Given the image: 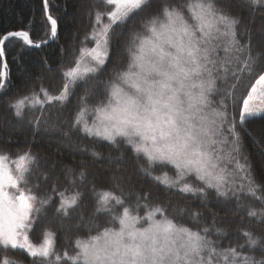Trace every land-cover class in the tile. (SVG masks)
I'll use <instances>...</instances> for the list:
<instances>
[{"label": "snow or ice", "instance_id": "snow-or-ice-1", "mask_svg": "<svg viewBox=\"0 0 264 264\" xmlns=\"http://www.w3.org/2000/svg\"><path fill=\"white\" fill-rule=\"evenodd\" d=\"M154 2L97 0L91 31L81 41L90 39L94 46L80 47L74 66L61 70V89L51 93L41 85L8 107L17 120H23L26 109L39 111L40 116L29 123L34 132L42 127L47 132L50 114L59 121L69 97L82 89L74 114L61 121L62 126L96 142H108L120 150L116 161L125 158L122 147L130 150L137 170L165 189L191 194L205 206L210 198L223 207L234 203L237 212L246 209L247 217L264 224V183L253 174L240 131H247L252 119L264 118V74L245 97L236 91L257 69L264 73V54H253L251 29L241 26V18L232 14L225 0L180 4L164 0L158 10L152 9ZM100 5L109 10H99ZM242 6L264 8V0H242ZM43 10L50 25L44 39H32L27 30L0 34V91L9 82L6 42L19 40L39 49L57 38L58 20L50 14L49 0H43ZM140 13L145 14L141 30L131 32L122 43L124 26ZM243 37L248 42H242ZM122 51L126 64L100 79L110 54L118 57ZM61 136L60 143H71L67 131ZM86 151L94 158L101 156L95 148ZM41 167L31 148L14 158L0 153V250L20 251L31 264H264L241 251L245 246L264 249V237L251 231L238 229L244 243L221 247L209 235H227V230L215 227V216L210 229L201 213L172 209L197 226L193 228L170 218L166 206L152 203L150 194L134 185L126 199L111 188H97L85 168L61 166L66 181L61 187L56 183L60 177ZM167 167L174 169V176L168 171L157 174L158 168ZM51 168L54 171L56 165ZM41 181L53 182L48 188ZM114 188L123 193L120 181H114ZM86 195L95 201V208L87 220L79 216L88 234L69 241L71 252H58L55 233L48 230L42 242L30 239L33 226L48 219L49 210L52 219L63 224ZM242 197L257 200L262 207L246 205ZM133 198L135 203L130 204ZM80 227L76 225L77 230ZM0 264L22 261L4 256Z\"/></svg>", "mask_w": 264, "mask_h": 264}, {"label": "trees", "instance_id": "trees-1", "mask_svg": "<svg viewBox=\"0 0 264 264\" xmlns=\"http://www.w3.org/2000/svg\"><path fill=\"white\" fill-rule=\"evenodd\" d=\"M164 0H155L152 4L153 10H158ZM169 3L180 4L183 0H167ZM97 0H49V10L51 15L58 20V36L51 42L41 46L39 49L23 45L19 40L6 42V60L8 63L9 82L7 87L0 94V153H8L16 156L18 152H23L31 148L32 152L41 161V170L50 175L58 176L56 181L61 187L66 185L62 175L61 166H67L79 171L82 167L89 173L88 180L95 183L97 188L113 189L117 195L123 194L127 199L130 186L141 193L148 192L152 203H160L168 208L170 218H175L178 223L192 225L187 217L181 218L172 211L173 208H185L188 211L199 212L204 218V222L211 229L213 228V216H215V227L227 230V235L217 237L210 233V238L218 240L221 247L235 246L243 244L244 238L238 229H245L253 232L257 236L264 237V224L255 218L246 215V209L237 212L235 204L228 207L218 205L213 198L209 199L205 206L198 198L191 194H182L175 189H165L158 182L152 181L149 177L142 175L137 170V161L130 150L124 151V160L116 161L114 158L120 155V150L113 148L106 141L96 142L90 138L82 136L78 132L72 131L66 126H62L61 121L70 119L74 110L78 106L79 97L83 95L82 89H77L75 94L69 97L63 115L58 121L55 115L49 117L47 127L49 131H35L30 120L40 116L39 111L29 112L25 110L23 120H17L13 116L8 105L32 91H39L42 85L51 93L58 92L63 84L60 75L61 70L74 66L75 59L79 56V48L82 46L92 47L94 43L89 39L84 44V36L91 31L94 21V13L97 10L93 7ZM231 7L233 15L241 18L242 27L251 29V47L253 54H264V33L260 32L264 26V8L252 9L242 6V0H225V6ZM99 10H109L103 5ZM91 14V15H90ZM144 13L134 16L124 26L125 34L121 37V42L126 43L129 34L141 30V17ZM50 28L43 10V0H0V34L8 31L27 30L30 31L34 40L45 38V32ZM242 42H248L247 37L242 38ZM75 49L76 51H73ZM47 59V64H45ZM127 56L122 51L118 57L110 54V59L106 63L105 70L100 74V79H107L109 72L121 65L126 64ZM49 65L51 71H49ZM259 74H263L257 69V74L252 77H245L241 84L237 85V94L241 98L247 95L251 85L258 79ZM53 125L55 129L53 130ZM247 131L240 130L244 140V152L252 165L253 174L258 182L264 183V118H254L246 124ZM67 131L71 143L65 141L60 143L61 134ZM57 139L50 140L49 136ZM95 148L101 154L100 158L92 157L86 149ZM143 163V159L140 161ZM56 165L55 170L51 165ZM161 171H168L170 175L175 173L174 169L167 167L157 169V174ZM123 173L124 175H119ZM115 174V175H114ZM174 176V174H173ZM129 177L131 181L129 182ZM114 181H120L123 193L114 188ZM53 181H49L43 187H51ZM42 187V190H43ZM134 204V198L128 201ZM242 202L256 209L262 205L259 201L248 197H242ZM95 208V201L90 195H86L81 202V207L71 214V218L63 224L52 219L53 213L48 212V219L41 218L31 231V237L36 241L43 238L45 230L55 233L56 250L71 252L70 240L77 236L86 237L87 230L79 220L83 215L85 220L92 217ZM143 210L140 215H143ZM100 223H104L100 219ZM81 227L77 230L76 225ZM203 227V224L200 225ZM94 234V232H93ZM264 242V241H262ZM241 251L246 255H252L258 261L264 260V249L257 246L249 250L245 246ZM8 252V251H7ZM20 261L24 264H31L27 255H19Z\"/></svg>", "mask_w": 264, "mask_h": 264}, {"label": "rangeland", "instance_id": "rangeland-1", "mask_svg": "<svg viewBox=\"0 0 264 264\" xmlns=\"http://www.w3.org/2000/svg\"><path fill=\"white\" fill-rule=\"evenodd\" d=\"M50 11V10H49ZM51 14V13H50ZM105 22H107L106 18H105ZM260 32L263 34L264 33V26L261 27V30ZM6 59V57H5ZM264 74V73H263ZM11 157H15L13 155H10ZM175 175V173H173ZM172 174V175H173ZM29 236H30V239L34 242V243H40L42 242V239H40L39 241H36L35 239H33L31 237V232L29 233ZM19 255H22L20 251H16L15 253L11 250H9L8 252L7 251H3V250H0V258L4 257V256H7L10 260H20L19 258ZM22 264H24V262H22ZM26 264V263H25Z\"/></svg>", "mask_w": 264, "mask_h": 264}, {"label": "water", "instance_id": "water-1", "mask_svg": "<svg viewBox=\"0 0 264 264\" xmlns=\"http://www.w3.org/2000/svg\"><path fill=\"white\" fill-rule=\"evenodd\" d=\"M52 40H54V39H48V42H47V43L51 42ZM47 43H46V44H47ZM43 45H45V44H42V46H43ZM1 93H2V91H0V94H1Z\"/></svg>", "mask_w": 264, "mask_h": 264}]
</instances>
